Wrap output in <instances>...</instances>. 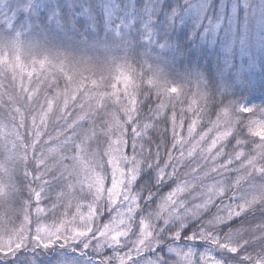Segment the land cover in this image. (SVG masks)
<instances>
[{"label":"rangeland","instance_id":"1","mask_svg":"<svg viewBox=\"0 0 264 264\" xmlns=\"http://www.w3.org/2000/svg\"><path fill=\"white\" fill-rule=\"evenodd\" d=\"M60 1L67 6L77 4L86 26L95 33L91 38L79 35L81 53L71 54V60L63 51L73 53L74 47L51 45L47 28L34 26L37 22L27 14L20 16L34 4L30 16L44 13L59 32L52 10H59ZM155 3L0 0V249L7 251L21 241L29 245L17 257L0 255V260L28 264L35 258L38 264H65L72 257L78 264H88L97 259L92 248L87 256L82 255L76 240H69V247L60 245L72 236L73 229L95 231L90 209L104 210L116 157L122 154V147L110 152L109 141L116 149L124 130L121 122L126 118L128 95L136 96L135 79L123 68L118 51L126 56L134 35L138 34L142 43L148 40L151 19L143 14H150ZM170 3L171 11L161 18L169 20L179 12L178 21L203 28L201 36L206 37L208 49L215 52L224 71L231 69L232 82L242 84L254 75L258 59L264 56V0ZM48 99H54L55 104L42 119ZM183 131L186 135V124ZM258 134L264 136V131ZM248 171L251 178L245 177L243 189L250 199L259 200L264 196V177L254 167ZM232 194L228 192V196ZM18 199L24 201L23 209L20 218L15 220V215L12 221L10 212ZM262 215L264 208H257L248 220L256 222ZM99 225L97 216L95 226ZM38 230L55 246L33 251L31 237ZM248 252L256 254L251 248Z\"/></svg>","mask_w":264,"mask_h":264},{"label":"snow or ice","instance_id":"2","mask_svg":"<svg viewBox=\"0 0 264 264\" xmlns=\"http://www.w3.org/2000/svg\"><path fill=\"white\" fill-rule=\"evenodd\" d=\"M33 7L20 16L30 19ZM52 20H61L55 8ZM156 97L151 103V97L141 101L128 95L117 148L109 141V151L122 147V154L116 157L107 202L104 210L90 209L95 231L73 229L60 246L76 240L84 256L92 248L97 259L88 264H264V215L248 220L250 212L264 208V196L250 199L243 189L245 177L251 178L249 168L264 177V136H256L264 128V106L228 101L209 110L202 92L185 97L176 85L158 89ZM54 104L48 99L42 119ZM31 241L33 251L55 246L39 230ZM28 247L21 241L0 249V255L15 258ZM28 264L38 261L31 258ZM65 264L78 261L69 257Z\"/></svg>","mask_w":264,"mask_h":264},{"label":"trees","instance_id":"3","mask_svg":"<svg viewBox=\"0 0 264 264\" xmlns=\"http://www.w3.org/2000/svg\"><path fill=\"white\" fill-rule=\"evenodd\" d=\"M170 1L156 0L155 8L151 6L150 14H143L151 19L152 29L151 34L148 32V40L145 43L139 40L137 34L133 36L132 44H128L126 56L121 54L122 51H118V57L124 64L123 68L135 79L133 90L136 91V96L141 101L151 97L150 102L154 103L158 89L163 91L166 87L176 85L183 89L185 97L202 92L207 97L209 110L214 105L228 101H241L257 108L264 106V56L258 59V67L254 70V75L247 78L245 83L232 82L234 75L231 69L227 68L224 71L225 68H222L221 61L216 57L215 52L208 49L206 37L201 36L203 28H196L189 23L178 21L179 12L175 14L178 16L171 17L169 20L166 17L161 18L166 11H171ZM182 3L186 5L187 2ZM58 9L61 17L60 27H57L59 32L44 13L30 19L37 22L34 26L48 29L47 36L50 33L51 45L58 44L59 47L64 44L65 49L74 47L73 53L69 52L70 50L63 51L71 60V54L81 53L82 43L79 35H88L91 38L94 31L86 26V21L77 4L67 6L64 1H60ZM98 22L100 23L101 20ZM67 37H71L72 40ZM177 107L179 108L180 105ZM259 116L260 113L257 111V117ZM160 126L163 128L166 125L161 123ZM261 131H264V128L258 129L256 136ZM251 139L250 137L249 140ZM168 143L169 141L166 140L165 146ZM250 146L251 142L249 148ZM23 203V200L18 199L15 208L12 205L13 212H10L12 221L15 215V220L20 218Z\"/></svg>","mask_w":264,"mask_h":264}]
</instances>
